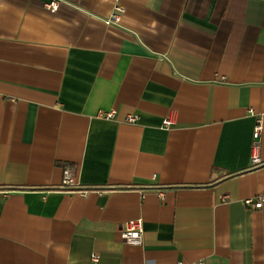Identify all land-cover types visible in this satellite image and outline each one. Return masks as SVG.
<instances>
[{
    "label": "crops",
    "instance_id": "1",
    "mask_svg": "<svg viewBox=\"0 0 264 264\" xmlns=\"http://www.w3.org/2000/svg\"><path fill=\"white\" fill-rule=\"evenodd\" d=\"M51 1L0 0V264H264V0Z\"/></svg>",
    "mask_w": 264,
    "mask_h": 264
},
{
    "label": "built area",
    "instance_id": "2",
    "mask_svg": "<svg viewBox=\"0 0 264 264\" xmlns=\"http://www.w3.org/2000/svg\"><path fill=\"white\" fill-rule=\"evenodd\" d=\"M117 1V0H114ZM58 5V0H52L48 5L47 9L50 12H53L56 10ZM116 11H120L121 8L116 6L115 7ZM110 21L108 23H117L119 21V17L117 15H113ZM114 111H109L107 113H100L99 116L104 119H111L114 116ZM251 114L252 111H250ZM126 122L128 124H135L136 123V117L134 116H128L126 118ZM173 120L172 117L169 115L166 118L163 119L161 127L164 129H168L173 125ZM261 134V124L260 121H258L255 125L254 131H253V144H252V152L250 155V163L252 165H258L260 163V159L258 157L257 151H258V142ZM61 188L65 190H72L75 189L77 184H76V173L73 168L70 167H64L62 169V177H61ZM79 193L84 194V191H79ZM244 205L249 207L250 209H257L261 208L264 206V194L258 195L255 198H249L243 201ZM120 240L130 246H141L142 241H143V230H142V220L141 219H136V220H130L124 223V226L122 230L120 231ZM91 260L93 263L98 262V257L96 254L91 255ZM192 264H203L201 261L197 263H192Z\"/></svg>",
    "mask_w": 264,
    "mask_h": 264
}]
</instances>
